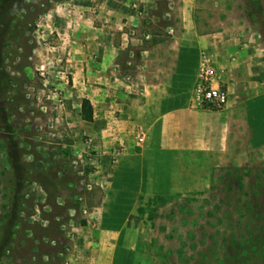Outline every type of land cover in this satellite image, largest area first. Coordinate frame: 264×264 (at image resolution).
I'll use <instances>...</instances> for the list:
<instances>
[{
    "label": "rangeland",
    "instance_id": "rangeland-1",
    "mask_svg": "<svg viewBox=\"0 0 264 264\" xmlns=\"http://www.w3.org/2000/svg\"><path fill=\"white\" fill-rule=\"evenodd\" d=\"M66 1L0 0V264H60L85 231L96 229L90 224L113 229L128 219L133 224L119 249L123 264L131 253L135 264H264L262 113L243 109L227 146L215 153L202 192L123 195L140 188L141 167L119 170L120 147L102 159L93 140L97 128L79 113L89 87L74 78L83 56V34L77 33L86 30L83 11L93 12L97 3ZM255 1L132 3L139 18L134 36L140 45L164 46L158 52L164 57L173 55L165 46L188 43L178 54L176 85L188 96L198 35L238 39L261 55L264 14L253 11ZM102 28L101 19L93 21L87 40L100 43ZM137 55L122 51L109 58L123 66L139 61Z\"/></svg>",
    "mask_w": 264,
    "mask_h": 264
},
{
    "label": "crops",
    "instance_id": "crops-1",
    "mask_svg": "<svg viewBox=\"0 0 264 264\" xmlns=\"http://www.w3.org/2000/svg\"><path fill=\"white\" fill-rule=\"evenodd\" d=\"M82 1L92 7L97 3L93 12L83 11L86 30L77 32L83 34V43L78 49L83 56L74 66V78L89 87L86 97L95 108L91 124L97 132L93 140L104 152L101 157L105 161L111 149L122 148L119 170L137 172V167H141L140 188L121 192L152 197L202 192L216 151L227 146L230 131L239 122L245 107L262 113L264 132V50L259 55L255 45H244L238 39L218 33L198 35L194 46L200 53L192 89L186 96L176 85L181 76L178 54L189 46L188 43L165 46L173 55L164 57L158 55L164 46L140 45L142 41L134 36L135 30L139 32L138 27L135 28L139 18L130 6L137 2L146 8L151 0ZM71 3L70 0L65 2ZM96 19L102 22V40L91 43L87 35ZM68 20L70 24L75 22L72 15ZM78 20L81 21L77 17L76 22ZM129 39L137 41L135 47H130ZM122 51H135L140 60H130L122 66L109 58L112 53ZM202 51L214 53L217 66L229 71H226V79L230 104L226 109H202L191 105ZM92 53L100 54L94 58ZM246 86L249 92L243 90ZM107 190L110 195L112 189ZM103 224L102 221L94 226L90 224V229H96L85 231L75 250L66 254L60 264H123L120 244L132 220L113 229ZM130 255L129 264H135L133 260L137 254Z\"/></svg>",
    "mask_w": 264,
    "mask_h": 264
},
{
    "label": "built area",
    "instance_id": "built-area-1",
    "mask_svg": "<svg viewBox=\"0 0 264 264\" xmlns=\"http://www.w3.org/2000/svg\"><path fill=\"white\" fill-rule=\"evenodd\" d=\"M230 104L226 71L219 68L216 57L209 51L200 55L196 81L193 87L191 105L194 108L223 110ZM122 149L116 154L119 156Z\"/></svg>",
    "mask_w": 264,
    "mask_h": 264
},
{
    "label": "trees",
    "instance_id": "trees-1",
    "mask_svg": "<svg viewBox=\"0 0 264 264\" xmlns=\"http://www.w3.org/2000/svg\"><path fill=\"white\" fill-rule=\"evenodd\" d=\"M253 11H257L258 14H260V15L264 14V5H263L262 0H256L254 2ZM81 115H82L83 120H85L87 122H93L94 121V107L88 98H85L83 100Z\"/></svg>",
    "mask_w": 264,
    "mask_h": 264
}]
</instances>
